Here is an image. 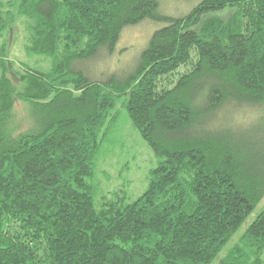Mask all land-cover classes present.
I'll list each match as a JSON object with an SVG mask.
<instances>
[{
	"label": "trees",
	"instance_id": "trees-1",
	"mask_svg": "<svg viewBox=\"0 0 264 264\" xmlns=\"http://www.w3.org/2000/svg\"><path fill=\"white\" fill-rule=\"evenodd\" d=\"M21 17L27 56L51 72L11 58ZM145 20L166 26L134 70L97 80L76 66L114 57ZM121 99L157 167L136 200L97 207ZM263 106L264 0H202L178 18L157 0H0V264H264V209L230 245L264 199V117L242 116Z\"/></svg>",
	"mask_w": 264,
	"mask_h": 264
},
{
	"label": "rangeland",
	"instance_id": "rangeland-1",
	"mask_svg": "<svg viewBox=\"0 0 264 264\" xmlns=\"http://www.w3.org/2000/svg\"><path fill=\"white\" fill-rule=\"evenodd\" d=\"M11 0H1L3 4H7ZM202 0H157L160 11L171 17H183L196 7ZM18 3L15 8L17 9ZM226 12L212 13L209 16H222ZM24 18H19L15 25L16 30L10 34V53L11 58L18 65H25L31 70L49 73L52 70L53 59L47 56L29 57L26 54L25 43V24ZM165 23L152 22L145 20L136 26L126 27L121 35V39L116 47L115 56L112 57L107 52L101 53V57L88 63H76V66L85 70L94 79H101L107 73L120 72L121 75L127 74L134 70L142 50L147 46L150 38L155 31L165 27ZM187 70L183 67L174 77L178 78V74ZM124 99V98H123ZM120 100L117 110L124 120L122 128L117 136V144L115 147H107L102 153L95 177L96 192L94 195L96 206H101L105 201L111 199L115 193L120 197L128 196L129 201L136 200L148 187L150 172L157 167V159L149 147L142 139L139 132L133 127L130 120H127L126 111L122 108ZM257 111L245 109L242 112L243 120H247L245 125L252 122L255 116L264 117V106ZM223 124L225 125L228 118L227 112L222 114ZM260 117V118H261ZM259 119V118H258ZM257 120V119H256ZM30 118L27 106L18 102L15 109L14 123L18 125V132L25 131L29 128ZM264 209V199L256 207L254 213L248 218L234 239L236 241L239 236L251 225L255 217ZM264 260V255H263Z\"/></svg>",
	"mask_w": 264,
	"mask_h": 264
}]
</instances>
